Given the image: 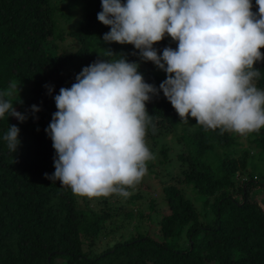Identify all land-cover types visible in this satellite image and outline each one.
I'll use <instances>...</instances> for the list:
<instances>
[{
    "label": "trees",
    "instance_id": "obj_1",
    "mask_svg": "<svg viewBox=\"0 0 264 264\" xmlns=\"http://www.w3.org/2000/svg\"><path fill=\"white\" fill-rule=\"evenodd\" d=\"M65 1L67 8L81 7L78 26L69 31L78 43L71 50L59 43L64 35L58 19L71 15L64 5L0 0V93L16 82L20 93L11 97L13 106L27 116L23 123L8 114L0 118V264H57V258L62 259L59 264H264V203L254 198L264 191V175L249 170L250 149L264 156V128L248 134V146L243 147L238 134L205 130L193 118L181 122L162 91L152 97L146 107L155 132L149 126L146 140L155 144L180 126L185 131L191 127L182 136L188 148L178 154L183 163L179 181L191 185L207 208L201 220L181 188L163 186L170 212L159 221L161 241L138 226L127 235L110 236L142 217L138 205L117 207L103 198L96 208L70 187L45 178L55 171L56 153L45 131L57 111L54 96L60 88H70L84 67L101 58L125 57L139 63L145 82L156 88L166 79L142 68L144 61L133 45L103 41L110 28L97 19L101 0ZM252 3L256 12L255 0ZM46 41H52L53 53L45 48ZM158 46L175 49L177 43L166 36L155 49ZM109 49L114 55L105 57ZM255 67L261 73L257 87L264 89V62ZM46 85L53 88L51 95ZM33 105L40 111L33 114ZM11 125L20 129L16 152L3 139ZM216 146L223 155L218 157ZM139 196L132 195L128 202ZM119 214L127 221L119 222ZM103 238L108 240L99 245Z\"/></svg>",
    "mask_w": 264,
    "mask_h": 264
},
{
    "label": "clouds",
    "instance_id": "obj_2",
    "mask_svg": "<svg viewBox=\"0 0 264 264\" xmlns=\"http://www.w3.org/2000/svg\"><path fill=\"white\" fill-rule=\"evenodd\" d=\"M255 4L256 12L252 0H101L97 19L110 28L103 41L133 45L166 79L156 88L145 82L139 63L125 57L84 67L54 96L57 111L45 131L55 171L45 178L89 199L128 197L154 159L146 135L155 124L146 105L160 91L183 123L193 118L205 130L240 136L264 128V89L257 87L255 67L264 62V0ZM166 36L177 47L160 55L154 45ZM45 87L51 95L53 88ZM17 91L13 82L0 93V118L8 114L23 123L27 116L11 99ZM19 132L11 125L3 137L10 151L20 145Z\"/></svg>",
    "mask_w": 264,
    "mask_h": 264
},
{
    "label": "rangeland",
    "instance_id": "obj_3",
    "mask_svg": "<svg viewBox=\"0 0 264 264\" xmlns=\"http://www.w3.org/2000/svg\"><path fill=\"white\" fill-rule=\"evenodd\" d=\"M52 5L62 6L65 8L63 10L71 13L69 17L60 16L58 19V28L63 32L64 39L61 40L60 46L62 49L71 50L78 46V43L74 37L69 35V31L74 30L78 26V20L81 17V7H70L67 8L66 1L61 2L60 0H51ZM45 48L54 52L52 41L45 42ZM156 44L154 45V48ZM163 47L157 48L158 54L162 55ZM142 68L150 69L157 75L166 78V73L162 70H159L152 62L147 61L142 63ZM31 87V84H28ZM15 95V94H14ZM191 127L185 131L184 127L180 126L177 130L168 132L163 137L159 138L157 143L153 144L150 140H146L147 146L149 147L154 159L147 162V174L143 177L142 181L134 188L129 189L130 195L128 197H121L112 195L107 197V201L110 204L123 205L127 208L133 207L136 209V205L139 206L142 217L136 216L134 219L129 221L128 228L120 229L113 232L110 236L117 238L120 233L127 235L128 231H134V227L138 226L140 231L149 234L152 238L161 241V230H160V219L162 216L168 214L169 207L164 196L163 186L168 184H174L176 187L181 188L185 193L186 198H190L193 201V205L199 213L201 220L203 219V211L207 210L204 208L202 201L196 199V191L192 189L191 185H187L185 182H180L182 178L180 170L183 167V163L179 160L178 154L181 152H186L188 146L185 144V140L182 137L184 134L187 135L191 131ZM181 136V139H177L178 136ZM238 141L241 142L243 147L248 146V140L246 136H240ZM163 145V146H162ZM164 147L165 156L161 153V147ZM218 157L223 155L221 147L216 146ZM251 155L249 158V170L258 176L264 175V156L258 154L255 149H250ZM134 194H140L139 197L134 198L133 202H128L129 198ZM80 197V196H79ZM88 201V204L93 207H100L101 199L93 198L89 199L85 197ZM254 198L260 200L261 203H264V191H257L254 195ZM136 204V205H135ZM119 222H126L127 219H123L122 216L118 215ZM110 239H113L109 237ZM108 238H103L99 245L105 243ZM113 240L111 241V243ZM62 260L57 258L55 263L59 264V261Z\"/></svg>",
    "mask_w": 264,
    "mask_h": 264
}]
</instances>
